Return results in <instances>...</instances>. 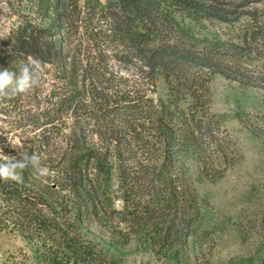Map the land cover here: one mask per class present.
<instances>
[{"label": "trees", "instance_id": "obj_1", "mask_svg": "<svg viewBox=\"0 0 264 264\" xmlns=\"http://www.w3.org/2000/svg\"><path fill=\"white\" fill-rule=\"evenodd\" d=\"M79 2L56 0L51 13L46 7L48 24L29 23L0 41V70L18 71L37 58L43 73L36 88H51L40 113L39 149L28 151L41 154L50 175L42 178L40 196L33 190L24 198L27 228L40 240L44 261L120 264L110 252L143 236L150 223L179 233L200 218L195 181L219 177L204 156L213 137L197 111L206 102L200 78L217 74L260 88L264 80L252 64L260 62L264 71V21L256 17L238 43L200 51L159 0H118L106 9ZM226 15L241 13L216 10L209 17L227 23ZM115 67L127 75L117 76ZM160 79L170 95L183 91L194 104L183 110L169 100L155 102L148 93ZM59 123L60 133L47 129ZM213 154L225 150L214 145ZM24 172L37 176L31 166Z\"/></svg>", "mask_w": 264, "mask_h": 264}, {"label": "rangeland", "instance_id": "obj_2", "mask_svg": "<svg viewBox=\"0 0 264 264\" xmlns=\"http://www.w3.org/2000/svg\"><path fill=\"white\" fill-rule=\"evenodd\" d=\"M117 1L79 3L106 9ZM159 2L161 10L190 35L191 45L200 51H210L215 44L238 43L256 17L264 21V0H187L184 5L174 0ZM54 5L56 0H0V41L29 23L45 26L52 17L46 7L50 6L51 13ZM216 10H236L241 16L226 15L230 22L225 23L209 17ZM252 65L254 75L264 80L261 63L253 60ZM115 73L127 75L120 70ZM201 81L204 89L200 95L206 102L197 111L213 137L205 141L208 150L204 156L219 177L196 179L201 216L192 228L179 226V233L175 229L166 233L158 222L150 223L143 236L122 242L110 252L120 264H264V84L249 87L217 74L202 76ZM154 89L148 95L155 102L169 100L183 110L194 104L183 91L170 95L164 79ZM50 90L45 84L25 95L0 98V162L5 157L20 159L34 146L39 149L37 141L44 128L40 113ZM58 125L47 129L60 133ZM214 145L223 148L225 156L214 155ZM36 154L41 157L38 151ZM41 181L37 176L31 180L24 171L23 183L0 181V264H48L42 257L40 240L27 228L25 206L29 205L24 201L33 190L40 196ZM110 191L118 206L121 200L116 181ZM182 216L180 210L177 217ZM96 237L100 248L108 250L105 238Z\"/></svg>", "mask_w": 264, "mask_h": 264}, {"label": "clouds", "instance_id": "obj_3", "mask_svg": "<svg viewBox=\"0 0 264 264\" xmlns=\"http://www.w3.org/2000/svg\"><path fill=\"white\" fill-rule=\"evenodd\" d=\"M42 72V62L34 57H29L18 71L0 70V98L12 99L28 94L40 85ZM29 166L35 170L37 178L50 175L49 168L42 165L39 154H24L20 159L5 157L0 162V181L23 183V171Z\"/></svg>", "mask_w": 264, "mask_h": 264}]
</instances>
